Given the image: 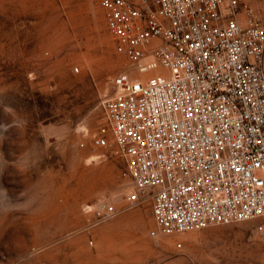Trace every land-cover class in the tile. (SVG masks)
I'll use <instances>...</instances> for the list:
<instances>
[{
	"label": "rangeland",
	"instance_id": "1",
	"mask_svg": "<svg viewBox=\"0 0 264 264\" xmlns=\"http://www.w3.org/2000/svg\"><path fill=\"white\" fill-rule=\"evenodd\" d=\"M130 69L98 0H0V264H264V216L153 237L149 198L98 223L84 210L132 188L89 143Z\"/></svg>",
	"mask_w": 264,
	"mask_h": 264
},
{
	"label": "built area",
	"instance_id": "2",
	"mask_svg": "<svg viewBox=\"0 0 264 264\" xmlns=\"http://www.w3.org/2000/svg\"><path fill=\"white\" fill-rule=\"evenodd\" d=\"M255 1L98 0L131 69L111 80L89 143L123 157L132 188L120 206L103 197L85 205L94 223L146 198L153 237L264 216V24ZM255 228L264 237V222Z\"/></svg>",
	"mask_w": 264,
	"mask_h": 264
},
{
	"label": "crops",
	"instance_id": "3",
	"mask_svg": "<svg viewBox=\"0 0 264 264\" xmlns=\"http://www.w3.org/2000/svg\"><path fill=\"white\" fill-rule=\"evenodd\" d=\"M257 7L260 9V18L262 24H264V0H256L255 1Z\"/></svg>",
	"mask_w": 264,
	"mask_h": 264
}]
</instances>
